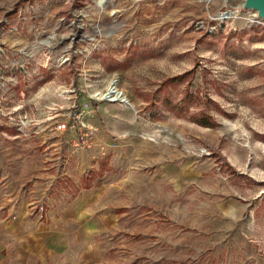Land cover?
<instances>
[{
    "label": "rangeland",
    "instance_id": "1",
    "mask_svg": "<svg viewBox=\"0 0 264 264\" xmlns=\"http://www.w3.org/2000/svg\"><path fill=\"white\" fill-rule=\"evenodd\" d=\"M242 2L0 0V136L23 138L0 141V264H264V24ZM112 79L131 106L93 96ZM77 97L90 146L55 129Z\"/></svg>",
    "mask_w": 264,
    "mask_h": 264
},
{
    "label": "built area",
    "instance_id": "2",
    "mask_svg": "<svg viewBox=\"0 0 264 264\" xmlns=\"http://www.w3.org/2000/svg\"><path fill=\"white\" fill-rule=\"evenodd\" d=\"M225 13H221L223 19L231 16ZM255 21L264 24V19L259 17L257 13H255L254 15V22ZM72 107V112L65 120L57 121V123L55 124V129L57 131H65L66 129L74 128V144L79 147L90 146V144L93 142V128H91L89 122H86V117H90V114L94 113V108L92 107L90 101H77V99L73 101Z\"/></svg>",
    "mask_w": 264,
    "mask_h": 264
},
{
    "label": "crops",
    "instance_id": "3",
    "mask_svg": "<svg viewBox=\"0 0 264 264\" xmlns=\"http://www.w3.org/2000/svg\"><path fill=\"white\" fill-rule=\"evenodd\" d=\"M81 96V95H80ZM77 99V101H82V99H81V97H77L76 98ZM83 101H86L85 99H83ZM99 107L100 106H97V110H98V112L100 111L99 110ZM94 112H97V111H95L94 110ZM94 115H95V113H94ZM93 117V113L92 114H90V117ZM57 120H59V119H54V120H52V121H50L51 123H54V122H56ZM60 120H62V119H60ZM4 135V134H3ZM6 135V134H5ZM4 135V137H2V136H0V141H5V138L6 139H8L9 140V147L11 146V143H20V141H22L23 140V138H19L18 136H16V135H6L5 136ZM41 137L42 138H45L46 139V141L45 142H47L48 141V144H47V147H48V150H52V153H55V152H58L59 154H57V156H55V158L57 159V163L59 164V159L60 158H62V156L64 157L65 156V154H66V149L65 150H62L63 148H61V141H62V137L60 136V134H58V133H47V134H42L41 135ZM24 140H27V142H28V146H29V148H30V150H28V153H32V150H31V147H33V145H34V140H33V138H31V137H24ZM22 147H23V145H22ZM68 148V147H67ZM71 152H73V154L71 155V157H72V161L75 163V167H76V169L78 168V169H81L82 168V159H81V157H80V153H82V152H79V151H71ZM12 155V154H11ZM87 163V162H86ZM55 167L56 168H60L57 164H55ZM53 203V202H52Z\"/></svg>",
    "mask_w": 264,
    "mask_h": 264
},
{
    "label": "bare ground",
    "instance_id": "4",
    "mask_svg": "<svg viewBox=\"0 0 264 264\" xmlns=\"http://www.w3.org/2000/svg\"><path fill=\"white\" fill-rule=\"evenodd\" d=\"M225 14L228 15H232V12L228 11ZM116 79H112L109 83L108 86L106 88L105 91L102 92H98L96 91L93 96L97 97L98 99H104V100H111V101H117L120 103H124L128 106H131L125 93L120 91L117 87H116Z\"/></svg>",
    "mask_w": 264,
    "mask_h": 264
},
{
    "label": "water",
    "instance_id": "5",
    "mask_svg": "<svg viewBox=\"0 0 264 264\" xmlns=\"http://www.w3.org/2000/svg\"><path fill=\"white\" fill-rule=\"evenodd\" d=\"M242 7L256 11L257 15L264 19V0H243Z\"/></svg>",
    "mask_w": 264,
    "mask_h": 264
}]
</instances>
